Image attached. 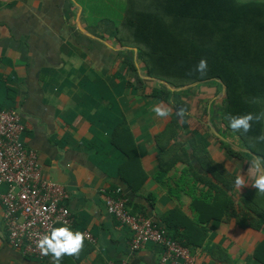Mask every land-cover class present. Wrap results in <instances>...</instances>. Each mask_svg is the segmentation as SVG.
Instances as JSON below:
<instances>
[{"label":"crops","instance_id":"crops-1","mask_svg":"<svg viewBox=\"0 0 264 264\" xmlns=\"http://www.w3.org/2000/svg\"><path fill=\"white\" fill-rule=\"evenodd\" d=\"M107 2L0 0V106L19 111L22 140L36 151L41 178L59 183L68 194L64 203L72 222L57 224L55 230L88 232L94 238L83 240L78 258L62 254L60 264H159L162 247L147 243L131 251V231L107 212L105 198L116 188L132 212L142 210L173 226L194 264H259L253 255L264 239V217L253 228L240 225L236 216L247 212L252 217L264 207V192L254 186L264 175V159L222 123L224 86L220 81L195 83L185 99L182 94L190 86L171 91L144 79L137 50L122 48L113 35L117 25L100 16L97 7ZM119 2L124 15L126 0ZM156 88L162 98L154 95ZM154 107L170 114L159 117ZM181 108L183 118L177 115ZM118 129L127 131L130 141L122 145L135 153L146 175L136 192L119 175L124 155L110 144ZM253 145L259 151L264 147ZM198 156L231 186L233 208L219 221L200 222L192 205L214 199L208 178L197 179L190 169L203 176ZM161 164L169 169L159 170ZM237 176L243 180L240 187ZM198 208L201 217L209 216L203 206ZM7 235L0 202V264H54L50 250L42 259L23 255L8 244Z\"/></svg>","mask_w":264,"mask_h":264},{"label":"trees","instance_id":"trees-1","mask_svg":"<svg viewBox=\"0 0 264 264\" xmlns=\"http://www.w3.org/2000/svg\"><path fill=\"white\" fill-rule=\"evenodd\" d=\"M114 38L121 46L137 49L139 67L144 75L162 79L173 87L220 81L224 85L220 110L222 123L226 130L239 136L248 150L264 159V147L259 151L253 145L258 143L264 146V2L126 0L125 13L115 28ZM202 58L207 60V71L203 75L195 70ZM130 67L136 70L133 63ZM153 92L157 97H163L161 89L156 88ZM249 113L253 119L249 121L251 128L247 133L243 128L234 131L230 127L231 117L239 119ZM128 136L125 129L112 131L110 144L124 155L119 175L127 188L136 192L146 175L135 153L122 145L130 141ZM226 153L233 154L228 149ZM197 160L204 173L200 175L189 164L193 176L205 182V178H208L207 183L214 191V199L212 203L196 200L192 205L199 212L200 222L219 221L229 216L233 208L229 202L231 186L205 158L198 156ZM158 169L167 171L169 167L161 164ZM198 206H203L209 216L204 217L203 214L201 217ZM139 213L148 217L142 210ZM254 214L247 217V212L239 213L236 219L242 226L247 224L259 228L264 207L255 209ZM169 215L164 218L168 220ZM154 222L162 225L172 238L189 249L178 231L168 222ZM253 257L259 264H264V239L255 247Z\"/></svg>","mask_w":264,"mask_h":264},{"label":"built area","instance_id":"built-area-1","mask_svg":"<svg viewBox=\"0 0 264 264\" xmlns=\"http://www.w3.org/2000/svg\"><path fill=\"white\" fill-rule=\"evenodd\" d=\"M24 128L17 109L0 106V189L4 188L0 202L8 244L23 255L42 259L39 241L45 235L51 238L57 224L70 225L72 219L64 203L68 194L63 186L41 178L37 153L22 140ZM105 204L107 212L131 231V251L154 243L163 249L159 264H194L189 249L172 238L162 225L129 209L120 188L106 196ZM82 234L94 241L90 233Z\"/></svg>","mask_w":264,"mask_h":264},{"label":"clouds","instance_id":"clouds-1","mask_svg":"<svg viewBox=\"0 0 264 264\" xmlns=\"http://www.w3.org/2000/svg\"><path fill=\"white\" fill-rule=\"evenodd\" d=\"M201 75L205 74L207 71V60L201 59L195 69ZM157 116L165 117L170 114V110H162L160 107H154L152 109ZM177 115L181 118L185 115V110L181 108ZM253 119L251 113L246 116H243L239 119L236 117L230 118V127L234 131H238L240 128H243L244 132L247 133L251 125L249 121ZM259 119V117H257ZM254 160L260 159L259 157H253ZM235 185L240 187L243 185V180L240 176H237L235 179ZM254 186L259 188L261 192H264V175L259 176V178L254 182ZM85 239L84 234L77 232L73 235L66 228H59L52 232L51 238H48L47 235L44 236L42 240L39 241L38 247L41 251V254L44 256L48 255L49 250L54 254L53 261L54 264H60V260L63 258L62 254H67L68 256L79 257V253L83 248V240ZM47 245V248L44 247Z\"/></svg>","mask_w":264,"mask_h":264},{"label":"rangeland","instance_id":"rangeland-1","mask_svg":"<svg viewBox=\"0 0 264 264\" xmlns=\"http://www.w3.org/2000/svg\"><path fill=\"white\" fill-rule=\"evenodd\" d=\"M106 1H108L106 4H104L105 2L100 3V4H102V6L100 5L97 7L98 10L102 12V13H100V16L103 18L110 19L111 21H113L115 26L119 25L121 23L122 17H123V13H121V11L124 9L122 7V3L119 2L120 0H106ZM193 88H194V85L190 86L189 87L190 90L187 93L182 94V97L184 96L183 98L187 99L188 94L192 93ZM164 89H167V88H164ZM177 95H179V94H177ZM185 103L188 104L186 101H185Z\"/></svg>","mask_w":264,"mask_h":264},{"label":"water","instance_id":"water-1","mask_svg":"<svg viewBox=\"0 0 264 264\" xmlns=\"http://www.w3.org/2000/svg\"><path fill=\"white\" fill-rule=\"evenodd\" d=\"M122 48H132L134 51H136L137 49L135 47H128V46H123ZM144 79H148V80H152V81H156L157 83L159 84H162L164 86H166L168 89H170L171 91H174V90H181L187 86H191L195 83H191V84H187L185 86H181V87H173L171 86L170 84H168L166 81L162 80V79H159V78H155V77H152V76H147V75H141ZM223 85V84H222ZM224 86V85H223Z\"/></svg>","mask_w":264,"mask_h":264}]
</instances>
